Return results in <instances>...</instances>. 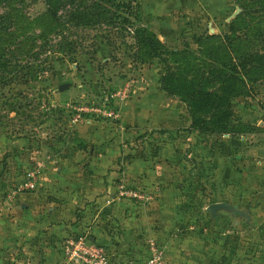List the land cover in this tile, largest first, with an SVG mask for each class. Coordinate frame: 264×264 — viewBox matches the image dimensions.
Masks as SVG:
<instances>
[{"label": "rangeland", "instance_id": "rangeland-1", "mask_svg": "<svg viewBox=\"0 0 264 264\" xmlns=\"http://www.w3.org/2000/svg\"><path fill=\"white\" fill-rule=\"evenodd\" d=\"M92 1L64 0L61 26L42 17V0L0 4L13 21L0 48L40 63L35 79L0 86V264H95L77 240L103 246L106 264H140L156 252L163 264H264V79L231 99L244 133L189 129L184 103L161 88V63L130 30L69 18ZM113 1L169 50L226 31L241 9L238 0ZM165 187L166 225L156 223ZM115 199L153 202L151 227L167 240L159 233L117 250L119 224L104 209Z\"/></svg>", "mask_w": 264, "mask_h": 264}, {"label": "trees", "instance_id": "trees-1", "mask_svg": "<svg viewBox=\"0 0 264 264\" xmlns=\"http://www.w3.org/2000/svg\"><path fill=\"white\" fill-rule=\"evenodd\" d=\"M42 1L44 19L59 26L68 21L66 15L57 12L64 0ZM107 2H113L114 9H105L104 17ZM238 3L241 9L229 20L226 31L197 35L194 49L164 48L148 25L136 13L130 17L128 5L118 1L94 0L84 7L87 10H77L69 18H75L79 24L111 20L117 28L130 30L138 48L161 63L159 83L167 94L184 103L189 118L187 128L204 133L242 134L248 125L231 118V99L244 94L251 83L264 79V0ZM0 4H5V0H0ZM123 5L127 7L124 14L120 13ZM12 24L6 12L0 10V31ZM30 63L28 59L10 58L1 47L0 86L17 79H35L40 63Z\"/></svg>", "mask_w": 264, "mask_h": 264}, {"label": "crops", "instance_id": "crops-1", "mask_svg": "<svg viewBox=\"0 0 264 264\" xmlns=\"http://www.w3.org/2000/svg\"><path fill=\"white\" fill-rule=\"evenodd\" d=\"M90 174V173H88ZM152 188V187H151ZM167 187L161 190V192L158 191V199L159 203H161V206L164 208L163 210L159 211L157 213V224H164L167 223ZM92 190L89 189L86 191L84 189V197H91ZM149 205L139 204L135 205L133 207L126 205V203H123L121 199H115L110 204L106 203L105 208L107 213H110V215L113 217V220L115 219L116 223L119 224V241L117 250L124 249L125 246L130 245H136L139 247L140 243L139 240H142L144 236H156L160 235L159 233H163L161 235L163 242L167 240L166 232H163L161 228L158 226V232L155 233V227H151V222L154 220V216H156V213L149 212L150 205L153 204V202H148ZM149 207V208H148ZM136 209V210H135ZM135 210V211H134ZM135 213H139L135 215ZM161 213H163V217L161 216ZM110 215H107L108 218H112ZM94 225L89 226V230L94 233L95 238L97 240L101 239L105 241L106 243L110 242L109 235L104 233L102 231L101 226ZM164 229V227H163ZM166 229V227H165Z\"/></svg>", "mask_w": 264, "mask_h": 264}, {"label": "built area", "instance_id": "built-area-1", "mask_svg": "<svg viewBox=\"0 0 264 264\" xmlns=\"http://www.w3.org/2000/svg\"><path fill=\"white\" fill-rule=\"evenodd\" d=\"M75 248H78L82 251L85 260L92 261L95 264H106L105 259V248L103 246L92 245L86 243L82 240H77L75 243ZM75 248L72 249V252L75 253ZM161 254L158 252L149 255L145 258L140 264H163Z\"/></svg>", "mask_w": 264, "mask_h": 264}, {"label": "water", "instance_id": "water-1", "mask_svg": "<svg viewBox=\"0 0 264 264\" xmlns=\"http://www.w3.org/2000/svg\"><path fill=\"white\" fill-rule=\"evenodd\" d=\"M63 85V83H61L60 85H59V87H61ZM220 206V204H218V203H213V204H210L209 205V209H211V210H213V209H215V208H217V207H219Z\"/></svg>", "mask_w": 264, "mask_h": 264}]
</instances>
